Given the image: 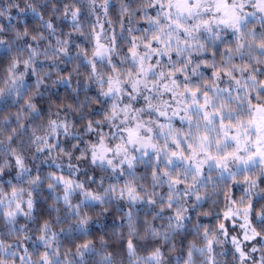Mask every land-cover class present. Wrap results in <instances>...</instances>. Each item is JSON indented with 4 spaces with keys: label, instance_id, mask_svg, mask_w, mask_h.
<instances>
[{
    "label": "clouds",
    "instance_id": "clouds-1",
    "mask_svg": "<svg viewBox=\"0 0 264 264\" xmlns=\"http://www.w3.org/2000/svg\"><path fill=\"white\" fill-rule=\"evenodd\" d=\"M0 264H264V0H0Z\"/></svg>",
    "mask_w": 264,
    "mask_h": 264
}]
</instances>
